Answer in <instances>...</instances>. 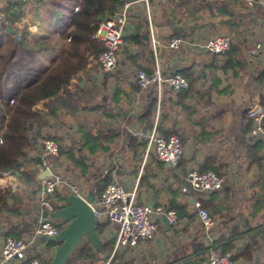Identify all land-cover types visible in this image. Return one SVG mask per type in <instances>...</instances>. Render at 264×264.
<instances>
[{
	"label": "crops",
	"instance_id": "crops-1",
	"mask_svg": "<svg viewBox=\"0 0 264 264\" xmlns=\"http://www.w3.org/2000/svg\"><path fill=\"white\" fill-rule=\"evenodd\" d=\"M166 1L150 2V24L145 7L134 3L124 36L137 34L142 36L141 39L132 38L128 54L119 52L118 64L113 71L102 73L99 67L89 64L86 71L73 80L70 91L78 87V111L92 110V113L88 110L82 114L78 112V117L94 123L95 130L102 133L103 146L109 148L88 154L81 147V133L58 109L59 119L56 121L48 116L42 135L56 138L65 154L50 159L47 167L29 165L28 170L36 171L32 182L15 175L10 180H0V191H9L23 200L26 214L24 218L16 219V226L31 223L32 229L41 219L37 193L46 171L59 174L65 181L51 198L58 207L71 194L69 183L78 188L81 197L90 205H95L99 199L97 189L105 188L109 183H118L126 191H135V200L140 205L167 210L170 203H178L185 207L184 211L196 213L195 204L199 202L222 209L219 217L231 214L229 221L243 232L236 248L245 250L251 259H239L237 264H264V139L261 135L251 134L253 123L246 115L251 105L264 106V11L258 6H246L242 0H186L201 5L199 13L195 18L172 22L163 19ZM9 3V0H0V6ZM73 3L72 0L67 6L68 20L63 21L61 27L71 19L75 10ZM24 21L17 24V29L22 28ZM30 29L36 31L37 24L31 25ZM150 30L157 42L155 49L149 38ZM174 33L179 37L173 39L178 38L181 42L177 49H170L169 37ZM216 35L229 36L233 50L220 55L206 53L204 42ZM156 60L160 62L163 75L180 74L187 78L192 89L190 97L180 99L167 87L158 88L155 84L147 89L139 88L135 82L137 69L152 73ZM154 104L151 130L161 123L164 131L183 140L184 153L176 168L159 162L152 152L147 153L146 145L144 150L131 146L132 140L147 143L146 135L150 130L146 128L144 118ZM64 111L69 115V109ZM70 151L84 167H77L68 158L66 153ZM200 167H213L223 178V186L216 191L218 194L213 202L210 195L215 192L189 188L187 193L180 191L182 186H187V173ZM101 222L107 223L101 239L114 241V228L103 219ZM214 222L215 241L226 228ZM157 223L158 232L153 240L116 252L133 264H168L176 258L175 252L181 250L176 245L196 238L205 242L197 216L193 221L183 217L173 227L163 219H158ZM6 231V224L0 226V248ZM33 232L22 234L20 239L30 240ZM86 244L95 264L110 262L114 247L111 254L105 256L96 254L88 242L80 245L70 260H76ZM56 248L48 247L40 238L34 239L27 251V259L37 257L47 264ZM83 263L87 264L86 261Z\"/></svg>",
	"mask_w": 264,
	"mask_h": 264
},
{
	"label": "trees",
	"instance_id": "trees-1",
	"mask_svg": "<svg viewBox=\"0 0 264 264\" xmlns=\"http://www.w3.org/2000/svg\"><path fill=\"white\" fill-rule=\"evenodd\" d=\"M73 1L75 10L71 13L69 22L63 27L61 24L68 20L66 18L67 6L72 0H34L29 4L9 3L3 8V12L1 11L5 20L9 22L12 32L7 31L8 27L0 31V172L8 170L26 182H32L36 174V171L28 170L27 167L41 163L40 139H52L58 144L56 138L46 134L42 135V129L47 125L48 116L54 117L56 121L59 119L58 109L68 117L70 125L81 133L83 141L81 147L83 150L86 149L88 154L97 152V149L104 151L109 148L103 146L104 142L100 138L102 133L95 130L94 123L85 122L78 117V112L82 114L83 111L88 110L92 113V110L78 111L80 105L79 100L76 99L79 97L76 91L78 87L74 91L70 90L73 80L78 79L89 64H94L100 69L98 57L104 47L93 36L101 23L111 19L119 8L130 0ZM164 4L167 5V9L163 19L172 22H179L189 17L195 18L202 7L188 3L186 0H179L177 3L174 0H167ZM22 19L25 20L24 24L21 29H17V24ZM33 24H37L36 31L30 29ZM135 36L142 37L137 34L123 37L118 54L119 52L128 54L131 40ZM171 37H169V42L173 37L179 36L174 33ZM232 50L233 47L230 44L225 53ZM146 73L151 74V72ZM184 78L187 80L186 77ZM191 93V83L188 81L187 89L176 95L180 99H185L190 97ZM68 109L69 115L66 114L67 111H64ZM155 109L154 104L144 118V124L150 131L153 128L151 115ZM249 121L252 122L251 119ZM155 131L164 138L176 135L164 131L161 123L156 124ZM105 139L108 140L107 137ZM180 140L183 143V140ZM131 142V146L133 145L135 149L144 150L146 145L143 140L139 142L132 140ZM59 154H65L60 147ZM66 154L77 167H84V163L74 153L70 151ZM197 170L216 173L213 167H200ZM103 188L97 189L99 198L105 189ZM217 194L218 192L215 191L210 195L212 202ZM23 204V200L16 194L0 191V226L6 224L5 238L20 239L22 234L34 231L36 226L32 229L31 223L18 225L19 229L16 226V219H22L26 214ZM52 207L54 210L59 208L55 203H52ZM200 207L218 223V226L226 228V231L220 233L214 241L216 249L222 254L230 253L233 264H237L242 258L250 260L249 253L236 248L238 241L243 237V232L231 224L229 221L231 214L219 217L222 209L201 203ZM184 209L185 207L178 203H170L167 210L176 212L177 222L183 217L193 221L197 212L188 213ZM51 222L58 230L64 226L63 223ZM106 225L105 222L96 225V232L100 238ZM47 246L54 248L58 244L47 242ZM113 247L114 241L102 239L101 254L109 256ZM176 247L181 250L175 252L177 253L176 258L168 264H205L207 261L208 247L202 238L181 243ZM33 259L41 260V258L33 257L28 258L27 262ZM94 260L91 249L86 244L76 260H69L65 264H84V261L87 264H95ZM108 264L133 263L126 262L124 257L115 251Z\"/></svg>",
	"mask_w": 264,
	"mask_h": 264
},
{
	"label": "built area",
	"instance_id": "built-area-1",
	"mask_svg": "<svg viewBox=\"0 0 264 264\" xmlns=\"http://www.w3.org/2000/svg\"><path fill=\"white\" fill-rule=\"evenodd\" d=\"M11 3L29 4L34 0H9ZM152 0H130L125 2L114 16L101 23L97 28L93 38L103 44L104 50L98 57L100 71L109 73L118 64V51L122 45L124 30L129 21L131 7L134 3L142 4L147 12L150 24L149 7ZM211 1V0H208ZM246 6H258L264 11V0H242ZM9 27L3 13L0 11V31ZM149 38L153 49L156 47L154 33L150 30ZM230 38L227 35H216L207 39L203 44V49L211 55L225 53L230 45ZM180 39H172L168 48L177 49ZM260 45L256 47L259 48ZM159 60H156L153 72L147 74L143 70L135 73V82L140 89H147L155 84L158 88L165 86L174 94L187 89L188 81L180 74L163 75ZM246 115L252 120V135H261L264 139V106L253 104L246 110ZM146 152H152L156 159L166 166L176 168L183 157L184 147L177 135L164 138L159 135L155 128L146 135ZM59 146L52 139L44 138L40 141L39 167H47L50 159L57 157ZM13 174L8 171L0 172V180L13 178ZM187 186H182L180 191L187 193L188 188L206 193L219 191L223 186V178L216 173L207 171L199 172L196 169L190 170L185 176ZM65 181L57 173H51L41 182V187L37 193V201L41 212H52L51 198L60 185ZM68 189L71 194L81 197L78 188L69 183ZM135 191H126L118 183H111L103 190L95 205H91L94 214L100 219L107 221L113 228L114 252L118 249L135 248L140 242L153 240L158 232V219H163L168 226L177 224V214L173 210H165L148 204L140 205L135 200ZM195 209L197 218L205 234V242L208 247L207 264H233L231 254L220 253L214 245L212 231L215 228L214 220L196 202ZM59 230L51 220L40 219L37 223L33 236L30 240L15 239L7 237L3 240L0 248V264H8L17 261L20 264H44L38 259L27 262V251L30 243L34 239L46 236H56Z\"/></svg>",
	"mask_w": 264,
	"mask_h": 264
},
{
	"label": "water",
	"instance_id": "water-1",
	"mask_svg": "<svg viewBox=\"0 0 264 264\" xmlns=\"http://www.w3.org/2000/svg\"><path fill=\"white\" fill-rule=\"evenodd\" d=\"M7 31L12 32L10 27ZM46 172L47 175L44 174L42 180L51 174L49 171ZM41 218L64 224L56 236L40 237L42 243L58 244L48 264L67 263L83 241H87L96 254L101 253L102 239L96 232V225L101 221L94 214L91 205L82 197L69 194L62 206L52 212L43 211Z\"/></svg>",
	"mask_w": 264,
	"mask_h": 264
},
{
	"label": "rangeland",
	"instance_id": "rangeland-1",
	"mask_svg": "<svg viewBox=\"0 0 264 264\" xmlns=\"http://www.w3.org/2000/svg\"><path fill=\"white\" fill-rule=\"evenodd\" d=\"M5 6L6 5H1L0 7H1V11L3 10V8H5ZM3 12V11H2ZM5 14V13H4ZM9 23V22H8ZM85 242H87V241H84V242H82V245H84L85 244ZM89 244V243H88Z\"/></svg>",
	"mask_w": 264,
	"mask_h": 264
}]
</instances>
